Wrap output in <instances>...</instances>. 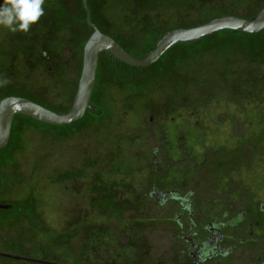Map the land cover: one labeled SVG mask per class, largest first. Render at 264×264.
Masks as SVG:
<instances>
[{"label":"rangeland","instance_id":"obj_1","mask_svg":"<svg viewBox=\"0 0 264 264\" xmlns=\"http://www.w3.org/2000/svg\"><path fill=\"white\" fill-rule=\"evenodd\" d=\"M50 1L43 6L41 40L50 39L49 29H62L68 40L57 50L53 74L43 64L34 81V65L26 66L0 99L15 92L66 111L92 31L83 0ZM88 7L103 34L139 57L165 32L225 15L251 19L264 0H88ZM106 67L102 56L91 102L98 115L87 113L68 129L16 120L10 146L0 153V176L10 179L0 186V205L15 206L0 209V239L12 253H22L23 242L40 264H167L165 256L177 257L180 249L166 239L171 223L160 216L167 208L147 198V179L155 176L154 157L163 172L180 159L177 143L195 148L197 162L205 163L198 174L211 186L201 195L204 211L222 198L236 203L238 192L256 209L264 204V31L178 46L130 80L113 81ZM258 77L259 88L250 82ZM245 82L251 91L244 92ZM236 86L241 96L233 95ZM225 208L219 203L209 219ZM0 253H7L4 245ZM10 258L0 264H33Z\"/></svg>","mask_w":264,"mask_h":264},{"label":"flooded vegetation","instance_id":"obj_2","mask_svg":"<svg viewBox=\"0 0 264 264\" xmlns=\"http://www.w3.org/2000/svg\"><path fill=\"white\" fill-rule=\"evenodd\" d=\"M45 2L52 5L54 1ZM2 4L3 0H0V5ZM61 30L56 32L55 29H49L53 34L43 43L41 19L32 25L28 32L14 33L0 27V90L4 89L8 80H19V73L23 74L24 68L30 67L31 64L34 65L30 69L34 81L41 78L43 64L48 67L47 74L52 75L57 50L64 43H68L67 36ZM43 47L45 51L42 50ZM37 71H40L39 74ZM11 96L27 98L24 94L9 92L2 100ZM178 139L180 138L177 137V142ZM177 148L180 159L170 167L169 172H163L161 165L155 163L158 161L155 155L153 158L154 164L157 165L155 176L147 179L150 188L147 198L162 210L167 208L166 215L160 216L162 219L165 218L166 223H171L169 231L171 236H167L166 239L175 241L180 249L177 257L172 254L165 256L167 264H264V204L256 209V205L248 200L249 196L247 198L238 192L239 199L236 203L229 197L222 198L218 203L209 204L210 209L204 211L203 208H206L208 203L207 200L201 199V195L205 192L210 193L211 186H206L207 182L199 178L198 174L199 166L205 163L197 162L199 157L193 154L195 148L183 150L181 143H177ZM162 186L166 188L159 191L158 188ZM225 189L230 190L228 187ZM219 203H225V211L209 219ZM169 213L174 214L173 218ZM2 244L7 250V253H0L3 259L15 257L28 263L40 264L28 256L29 248L23 242H20L22 253L19 254L12 253L11 244L0 239V245L3 246ZM29 259L33 262L28 261Z\"/></svg>","mask_w":264,"mask_h":264},{"label":"water","instance_id":"obj_3","mask_svg":"<svg viewBox=\"0 0 264 264\" xmlns=\"http://www.w3.org/2000/svg\"><path fill=\"white\" fill-rule=\"evenodd\" d=\"M83 7L86 12V24L93 30V33L83 50L82 73L71 109L62 113L47 109L26 98L11 96L3 99L0 102V150L6 148L10 141L16 115L30 117L45 125L66 127L82 119L87 111L98 114L99 110L91 106V100L96 85L100 55L103 53L112 55L129 67L148 69L176 44L201 41L221 31L254 35L264 30L263 7L252 19L225 15L213 18L197 27L170 30L157 41L155 48L145 57H136L129 54L112 37L103 34L92 23L88 0H83ZM0 209L11 210L15 209V206L0 205Z\"/></svg>","mask_w":264,"mask_h":264},{"label":"trees","instance_id":"obj_4","mask_svg":"<svg viewBox=\"0 0 264 264\" xmlns=\"http://www.w3.org/2000/svg\"><path fill=\"white\" fill-rule=\"evenodd\" d=\"M252 19V18H251ZM205 24V23H204ZM89 30H91V29H89ZM92 31V30H91ZM264 31V30H263ZM262 31V32H263ZM262 32H260V33H262ZM92 33H93V31H92ZM166 33V32H165ZM164 33V34H165ZM222 33H234V34H238V35H241V36H249V37H253V36H257V35H259L260 33H258V34H254V35H248V34H243V33H238V32H233V31H221V32H218V33H216V34H214V35H212V36H210V37H208V38H206V39H203V40H201V41H197V42H194V43H182V44H176V45H174L172 48H170L165 54H164V56H166L171 50H173L174 48H176V47H178V46H192V45H198V44H202V43H205V42H207V41H210V40H212L213 38H215L216 36H218L219 34H222ZM163 34V35H164ZM163 35H160V36H158V38L157 39H155V40H152L147 46H144L143 48H142V50H141V53H138L139 55V57H145L151 50H153L154 48H155V46H156V43H157V41L163 36ZM114 40H116L122 47H123V45L121 44V42L118 40V39H116V38H113ZM87 43V42H86ZM85 47V46H84ZM129 54H131L132 55V52L133 51H131L130 49H127L126 47H123ZM134 54V53H133ZM104 57L105 58V62L107 63V67H106V75L108 76V77H110L113 81H116V82H119V81H122V80H130V79H132L133 77H134V74H136L137 72H141V71H144V70H146V69H137V68H132V67H129V66H127L126 64H124V63H122V62H120L119 60H117V59H115L112 55H110V54H108V53H103V54H101L100 55V58L101 57ZM133 56H137V55H133ZM163 56V57H164ZM161 60V59H160ZM159 60V61H160ZM159 61L155 64V65H153L152 67H154V66H156L158 63H159ZM99 62H100V59H99ZM152 67H150V68H152ZM150 68H148V69H150ZM98 69H99V66H98ZM97 74H98V71H97ZM258 80H259V77L257 78V79H255V78H253V80L251 81L250 80V82H251V84L253 83L254 84V86H256L257 88H259L260 87V83L258 82ZM244 86H243V88H244V92H246V91H251V89H250V87L248 86L247 87V84H246V82L243 84ZM95 87H96V85H95ZM241 88H239L238 86H236L235 87V90L233 91V92H235L233 95L236 97V96H241V90H240ZM94 91H95V89H94ZM93 95H94V92H93ZM25 97H27L26 99H28V100H30V101H32V102H34V103H37V104H39V102H37V101H35V100H33L30 96H28V95H24ZM249 96H252V93L251 94H249ZM93 97V96H92ZM75 98V97H74ZM2 100V98L0 99V101ZM74 100V99H73ZM252 101H254V100H252ZM91 102H92V100H91ZM73 104V103H72ZM72 106V105H71ZM91 106H93L92 105V103H91ZM44 107V106H43ZM46 108V107H45ZM47 109H49V108H47ZM71 109V107L68 109V110H66V111H57V112H62V113H64V112H67V111H69ZM50 110H52V109H50ZM53 111H56V110H53ZM87 113H90V114H93V112H91V111H87L86 112V114ZM85 114V115H86ZM84 115V116H85ZM95 115H98V114H95ZM20 118H23V119H25L26 118V120H28V121H30V122H32V123H34V124H42V123H40V122H37V121H35V120H33V119H31L30 117H26V116H22V115H16L15 116V118H14V122H13V127H12V132H11V137H10V141H9V143H8V145H7V147L6 148H4V149H2V150H0V153L1 152H3V151H5V150H7V148L10 146V143H11V141H12V138H13V136H14V133H15V125H16V120H18V119H20ZM84 118V117H83ZM80 119L78 122H76V123H74V124H72V125H69V126H66V127H56V126H50V125H45V124H43L45 127H53V128H59V129H68V128H70V127H72V126H75V125H77L78 123H80L81 121H83L84 119ZM263 136V135H262ZM257 139H260V136L257 138ZM259 141V140H258ZM260 141H261V139H260ZM248 148V150L250 151V153H254L255 152V148H254V146L253 145H251V146H248L247 147ZM0 181H1V185L0 186H2V185H7L9 182H10V179L8 178V177H5V176H0ZM0 257L2 258V256L0 255ZM3 259V258H2Z\"/></svg>","mask_w":264,"mask_h":264},{"label":"clouds","instance_id":"obj_5","mask_svg":"<svg viewBox=\"0 0 264 264\" xmlns=\"http://www.w3.org/2000/svg\"><path fill=\"white\" fill-rule=\"evenodd\" d=\"M45 0H3L0 27L11 32H28L44 16Z\"/></svg>","mask_w":264,"mask_h":264}]
</instances>
